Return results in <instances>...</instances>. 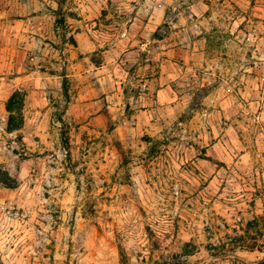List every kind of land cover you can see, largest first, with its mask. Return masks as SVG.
Instances as JSON below:
<instances>
[{
  "label": "rangeland",
  "instance_id": "rangeland-1",
  "mask_svg": "<svg viewBox=\"0 0 264 264\" xmlns=\"http://www.w3.org/2000/svg\"><path fill=\"white\" fill-rule=\"evenodd\" d=\"M172 255L264 264V0H0V264Z\"/></svg>",
  "mask_w": 264,
  "mask_h": 264
},
{
  "label": "trees",
  "instance_id": "trees-1",
  "mask_svg": "<svg viewBox=\"0 0 264 264\" xmlns=\"http://www.w3.org/2000/svg\"><path fill=\"white\" fill-rule=\"evenodd\" d=\"M156 35V34H155ZM73 41V40H72ZM207 93V89H202L201 94L205 95ZM63 101H64V110L66 109V106L69 102V97L67 94V89L63 82ZM23 102H24V95L20 92H14L11 97L8 99L6 103V111L8 113L7 118V124H6V130L8 133L12 132H18L23 124V118H22V109H23ZM65 139V136H64ZM66 144V141H65ZM7 185V184H5ZM238 242H242L241 238L237 239ZM243 247H246V249L252 250L255 248V244L246 245L244 243ZM224 247V245H221L220 248ZM169 262H164V264H178V256L172 255L168 257ZM171 261V262H170Z\"/></svg>",
  "mask_w": 264,
  "mask_h": 264
}]
</instances>
